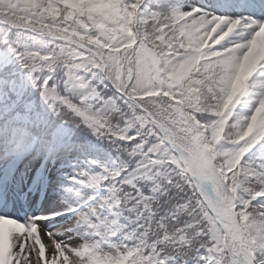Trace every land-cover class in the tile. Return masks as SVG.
<instances>
[{
    "label": "snow or ice",
    "instance_id": "obj_1",
    "mask_svg": "<svg viewBox=\"0 0 264 264\" xmlns=\"http://www.w3.org/2000/svg\"><path fill=\"white\" fill-rule=\"evenodd\" d=\"M0 264H264V0H0Z\"/></svg>",
    "mask_w": 264,
    "mask_h": 264
}]
</instances>
